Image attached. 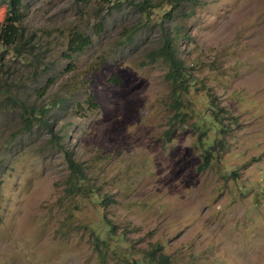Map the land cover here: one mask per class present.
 Returning <instances> with one entry per match:
<instances>
[{
	"label": "rangeland",
	"instance_id": "obj_1",
	"mask_svg": "<svg viewBox=\"0 0 264 264\" xmlns=\"http://www.w3.org/2000/svg\"><path fill=\"white\" fill-rule=\"evenodd\" d=\"M101 3L23 0L15 50L0 0V264H128L159 247L170 264H264V0H188L166 21L185 32L193 108L213 105L228 130L210 129L204 170L197 122L172 127L168 66L145 63L162 30L129 44L139 12ZM31 110L46 114L29 126ZM64 148L95 193L67 192ZM93 230L110 242L105 261Z\"/></svg>",
	"mask_w": 264,
	"mask_h": 264
},
{
	"label": "trees",
	"instance_id": "obj_2",
	"mask_svg": "<svg viewBox=\"0 0 264 264\" xmlns=\"http://www.w3.org/2000/svg\"><path fill=\"white\" fill-rule=\"evenodd\" d=\"M8 7V16L7 20L9 23L10 31L5 35V43L9 45H14L17 50V46L21 44V41L24 37V33L21 31L22 19H23V0H4ZM81 4L87 6L89 0H78ZM101 9L102 11L109 12L112 9L123 8V7H134L139 14L141 15L138 21V30L125 31L123 37L124 41L132 44L135 41V35L140 31V28H145L148 26H158L163 33V43L162 46L156 50L151 51L147 55L146 64L162 62L168 66V72L166 78L170 84L171 88V108L173 109L172 117V127L183 126L185 124H191L192 120L197 122L194 125L197 129H200V143L204 145L205 152L203 155V163L200 166V169L209 168L212 165L214 159V148L215 144L209 138V131L212 126L216 127L217 130L221 133L228 132L227 128L218 120L219 113L215 110V107L208 103L207 107L204 109V112L200 110L196 111L193 108V101L191 99L192 92L197 88L198 78L195 76L192 68L186 65L184 60L179 54L177 48V40L181 38L182 35H185V32L179 27H174L175 29L171 30L167 27L166 21H173L175 16L181 13V7L188 0H101ZM164 9L165 12L161 19L155 20V11ZM98 21L96 25H102L103 22H100V18L97 16ZM89 41L87 37L82 36L81 34H75L74 38L70 44V47H73L74 51L83 50L87 47ZM5 50L1 51L2 55ZM23 58V56H21ZM210 94L208 98H210ZM96 107V106H95ZM29 116L31 117L27 124L30 126L32 119L36 118L41 120L46 113L42 112L43 115L35 117L36 111H29ZM28 116V117H29ZM204 117V118H202ZM221 118V117H220ZM27 120V118H26ZM33 124V123H32ZM51 134L54 135L52 128H48ZM61 139L58 140V142ZM65 157L69 163V169L71 171L69 179L67 181V192L71 195L72 198L78 197L80 194L85 196H90L92 193H95L94 184L86 187L87 175L84 172V167L82 163L76 161L73 157V153L68 149L64 148ZM105 223L100 228L109 227ZM114 226L110 227V230L114 229ZM100 234H104V230H98ZM111 232V231H110ZM106 236L109 238L114 236V233H108ZM93 245L94 248L98 251L101 259L106 260L108 252L104 250V247L111 248L110 242L103 238L102 236L95 233L93 230ZM128 264H170L169 258L163 254L162 248L153 249L150 252L142 254L140 260H129Z\"/></svg>",
	"mask_w": 264,
	"mask_h": 264
}]
</instances>
